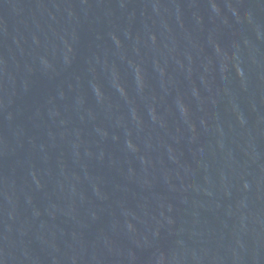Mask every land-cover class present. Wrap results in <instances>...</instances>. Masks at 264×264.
I'll use <instances>...</instances> for the list:
<instances>
[{"label":"water","instance_id":"obj_1","mask_svg":"<svg viewBox=\"0 0 264 264\" xmlns=\"http://www.w3.org/2000/svg\"><path fill=\"white\" fill-rule=\"evenodd\" d=\"M0 264H264V0H0Z\"/></svg>","mask_w":264,"mask_h":264}]
</instances>
